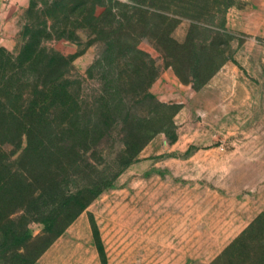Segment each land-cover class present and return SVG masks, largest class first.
I'll use <instances>...</instances> for the list:
<instances>
[{"label": "rangeland", "instance_id": "374dc122", "mask_svg": "<svg viewBox=\"0 0 264 264\" xmlns=\"http://www.w3.org/2000/svg\"><path fill=\"white\" fill-rule=\"evenodd\" d=\"M97 1L0 0V47L16 54L31 35L64 53L72 90L94 100L105 47L90 29ZM123 1L127 31L160 68L150 89L164 105L148 107L141 128L159 131L58 237L32 221L30 240L0 246V260L259 264L249 256L264 251V225L250 227L264 214V0ZM113 134L110 155L121 148Z\"/></svg>", "mask_w": 264, "mask_h": 264}, {"label": "trees", "instance_id": "16d2710c", "mask_svg": "<svg viewBox=\"0 0 264 264\" xmlns=\"http://www.w3.org/2000/svg\"><path fill=\"white\" fill-rule=\"evenodd\" d=\"M128 17L123 0L94 5L90 29L105 45L94 100L72 90V58L64 53L42 48L31 35L16 54L0 47V246L17 241L19 250L32 221L44 223L53 241L159 131L141 128L144 111L164 105L150 89L160 68L127 31ZM116 128L121 148L110 155L105 145ZM263 225L260 214L250 227ZM263 256L249 258L263 264Z\"/></svg>", "mask_w": 264, "mask_h": 264}]
</instances>
